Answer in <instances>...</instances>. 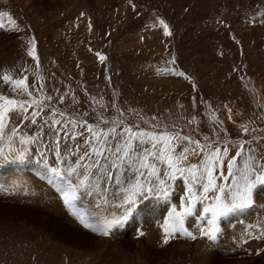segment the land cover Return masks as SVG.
<instances>
[{"label":"rangeland","instance_id":"1","mask_svg":"<svg viewBox=\"0 0 264 264\" xmlns=\"http://www.w3.org/2000/svg\"><path fill=\"white\" fill-rule=\"evenodd\" d=\"M0 12L17 25L9 31L12 25L4 18L0 73L27 69L28 84L36 85L29 90L37 100L44 97L45 113L56 109L102 128L120 121L145 129L159 125L158 130L180 131L201 143L208 137L220 144H255L254 138L264 144V0H0ZM29 39L36 41L39 68L27 55ZM0 93L31 99L2 80ZM13 120H19L15 113ZM25 123L23 132L39 130ZM242 124L249 128L245 135ZM30 152L23 162L0 165V184L27 186V194L23 188L0 191V264H248L244 261L260 257L253 264H264V252L255 254L264 249V238L242 236L248 224L264 221L261 187L253 207L222 219L230 223L215 243L200 238L190 218L185 227L197 239L179 237L164 245L158 222L169 205L155 198L141 199L125 226L104 238L69 215L43 178L36 145ZM177 183L173 202L179 204L182 182ZM118 203L113 199L104 214H120ZM137 229L145 235L137 238Z\"/></svg>","mask_w":264,"mask_h":264},{"label":"snow or ice","instance_id":"2","mask_svg":"<svg viewBox=\"0 0 264 264\" xmlns=\"http://www.w3.org/2000/svg\"><path fill=\"white\" fill-rule=\"evenodd\" d=\"M4 18L12 25L9 31L17 30L16 21L8 12H0V29L5 28ZM159 24L163 34L170 36L168 25L163 20ZM28 45L27 55L39 68L35 39H29ZM97 55L101 61L105 59ZM26 72L27 69L19 74L10 70L0 73V80L9 85L12 92L31 98L19 100L0 93V165L23 162L32 155L31 146L36 145L43 178L83 229L111 238L114 231L122 229L133 216L141 199L155 198L169 205L167 215L158 222L164 245L179 237L197 239V234L185 227L190 218L199 237L215 243L223 218L253 207L255 191L264 186V144L259 139L254 138L255 144L246 140L220 144L204 137L205 143H201L180 131L158 130L159 125L145 129L120 121L102 128L99 124L66 117L56 109L45 113L44 97L37 100L29 90L36 85L28 84ZM178 75L184 76V73ZM37 78L42 80L38 74ZM47 99L51 101L52 97L47 96ZM63 100L61 97L60 102ZM14 113L19 117L18 122L13 120ZM27 121L38 126L35 134L22 131L28 127ZM103 123L107 125L108 121ZM45 127L49 133L44 132ZM81 128L83 132L77 130ZM240 128L242 135L249 132L247 125L242 124ZM221 130L227 135L226 129ZM85 132L88 135L85 136ZM46 135L50 136L47 142ZM78 137H83L82 144L77 142ZM232 149L236 150L235 155L230 156ZM51 156L55 157L54 161H50ZM189 156L198 159L192 162ZM178 181L182 182L179 204L173 202ZM9 187L13 190L23 188L27 194L26 184L17 181H12L10 186L0 184V191L8 193ZM110 196L119 200L115 206L122 212L118 215L104 214L107 207L113 205ZM255 232L259 235H253ZM144 235L142 229H137V238ZM242 236L264 238V221L248 224ZM261 252L264 249L255 254Z\"/></svg>","mask_w":264,"mask_h":264},{"label":"bare ground","instance_id":"3","mask_svg":"<svg viewBox=\"0 0 264 264\" xmlns=\"http://www.w3.org/2000/svg\"><path fill=\"white\" fill-rule=\"evenodd\" d=\"M189 161L190 160H193V157L192 156H189ZM198 159V157H195V160H197ZM195 160L193 161V162H195ZM21 183V182H20ZM264 186H262L261 187V189H260V193H259V195H262V193L264 192ZM42 190V189H41ZM47 191V190H46ZM257 199V198H256ZM257 211V210H256ZM251 219V218H250ZM132 221V220H131ZM231 221V220H230ZM230 222H226L225 223V221L224 220H222L221 221V227H224L225 225H228ZM104 239V238H103ZM99 242H100V244H101V242H103V240L102 239H99ZM98 243V242H97ZM220 251V250H219ZM223 253V252H222ZM205 254H207V257L208 256H211V254L212 253H205ZM226 255H227V253H226ZM229 255V254H228ZM217 256H220L219 254L217 255ZM224 256V255H223ZM235 256V255H234ZM209 258V257H208ZM257 259H261V257L260 258H254V259H250L251 260V263H249V261H244V262H247L248 264H253V263H255L256 261H257ZM203 260H206V261H208L207 259H203ZM210 260V259H209ZM222 260V259H221ZM218 261H220L219 259H218ZM225 264H228L227 262H225L224 260H222ZM230 263V262H229ZM237 263V262H236ZM163 264V263H162ZM166 264V263H165ZM206 264V263H205ZM207 264H212L211 262L210 263H207Z\"/></svg>","mask_w":264,"mask_h":264}]
</instances>
